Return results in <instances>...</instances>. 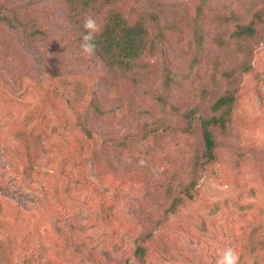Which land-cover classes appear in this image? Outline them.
Instances as JSON below:
<instances>
[{"label":"rangeland","instance_id":"374dc122","mask_svg":"<svg viewBox=\"0 0 264 264\" xmlns=\"http://www.w3.org/2000/svg\"><path fill=\"white\" fill-rule=\"evenodd\" d=\"M72 3L0 0L11 21H0V264H91L86 246L139 264L136 239L147 230L146 264H216L228 248L247 254L243 264H264L263 250L244 248L264 238V0ZM126 4L156 16L151 34L165 32L130 73L81 51L84 18L102 24ZM177 22L183 43L166 28ZM22 23L46 37L27 42ZM251 24L254 41L234 38ZM165 67L173 81L159 102ZM224 91H237L239 105L205 164L201 121ZM136 117L149 123L145 134ZM88 137L78 160L73 142ZM138 171L146 183L123 184ZM104 210L115 214L116 239Z\"/></svg>","mask_w":264,"mask_h":264},{"label":"trees","instance_id":"16d2710c","mask_svg":"<svg viewBox=\"0 0 264 264\" xmlns=\"http://www.w3.org/2000/svg\"><path fill=\"white\" fill-rule=\"evenodd\" d=\"M73 3V7L75 10V3L78 1L86 6V3L90 1L96 0H71ZM6 6H2L1 10H6ZM200 13V10H199ZM78 17V21L81 23L82 15L76 12ZM80 14V15H79ZM195 20L199 19L194 18ZM8 21L11 23L9 18L0 14V21ZM101 25L103 26V31L96 38V53L99 54L102 59L108 62L110 65L116 66L122 69L126 73L133 72L135 67L139 64V60L142 58L143 54L150 50L153 47L155 41L158 40L160 42L163 38H165V32L161 25L157 28V33L151 34L156 30V21L157 18L154 14L144 13L141 9L137 8L135 5L126 4L123 8L120 6L115 7V9L108 14H106ZM84 29L83 25L80 24ZM21 31L24 33L25 40L27 42L36 43L44 39L45 34L35 27L33 24L22 23ZM255 24H251L246 28L239 29L233 36L235 39H241L242 41L252 42L257 37L258 34L254 28ZM171 29V34L173 38L177 42L183 43L181 38V34L183 32V27L180 23L177 22L173 27H166ZM85 30V29H84ZM199 29H196V31ZM43 35V36H41ZM159 38V39H158ZM197 55L195 56L190 67L196 66L200 62V54L202 51L201 45L197 46ZM250 67L245 69L246 72L250 71ZM162 84H161V96H157V101L161 102L162 95H165L170 88V83L173 81V76L170 70L165 67L162 73ZM237 91H224L218 99L215 101L214 105L211 107V114L207 119H202L200 125L199 134L203 140V151L202 158L204 159L205 164H210L216 160V156L219 152V141L217 140V131L219 129H226L228 124L232 121V116L235 108L239 105L240 97L237 96ZM191 116H194L191 113ZM140 118L136 117L135 119V128L140 131L141 134H145L150 125L147 122L140 124ZM142 139H145V136H142ZM86 141L82 142L79 146H76V143L73 142V148L75 149L76 158L78 160L81 159L82 155L88 150L90 143L89 137L85 139ZM136 141H141V139H137ZM133 141L129 140V138H123L122 145L125 144L127 148L133 147ZM200 156V157H201ZM198 154L195 156V161L198 160ZM123 184L126 185H139L146 183L148 180V175L146 172L138 171L129 176H124ZM169 187V184L165 186ZM173 200V201H172ZM169 209L167 210V214L175 213L177 210V202L178 199H172ZM2 208L0 206V212ZM102 219L105 221V225H110L112 230V236L114 239L117 238L118 230L115 226V214L112 212H107L104 210V215ZM152 239V234L147 231H143L138 238L136 239V247H135V255L137 258V262L139 264H146L148 257L152 252V245L149 242ZM156 243V240H153ZM163 247V254L167 259H171L172 254H169L168 247L163 242H160ZM245 250L251 253L258 251L259 249L264 251V238L261 239L258 243V246H253L250 242L245 244ZM88 260L91 264H113V256L112 253L107 250L104 252V257L106 259L103 260L99 257L97 252L94 249L86 246ZM247 254L242 255L241 264L244 263V257ZM50 264V263H49Z\"/></svg>","mask_w":264,"mask_h":264},{"label":"clouds","instance_id":"9594fccd","mask_svg":"<svg viewBox=\"0 0 264 264\" xmlns=\"http://www.w3.org/2000/svg\"><path fill=\"white\" fill-rule=\"evenodd\" d=\"M83 27L85 34L83 35V42L81 44V51L86 56H93L96 53V38L103 31V26L97 23L92 16L84 18ZM216 264H241V256L238 250L233 248L226 249L219 257Z\"/></svg>","mask_w":264,"mask_h":264}]
</instances>
